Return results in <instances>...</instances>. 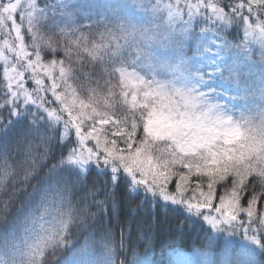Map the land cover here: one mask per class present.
<instances>
[{
    "label": "snow or ice",
    "instance_id": "1",
    "mask_svg": "<svg viewBox=\"0 0 264 264\" xmlns=\"http://www.w3.org/2000/svg\"><path fill=\"white\" fill-rule=\"evenodd\" d=\"M0 264H264V0H0Z\"/></svg>",
    "mask_w": 264,
    "mask_h": 264
},
{
    "label": "trees",
    "instance_id": "2",
    "mask_svg": "<svg viewBox=\"0 0 264 264\" xmlns=\"http://www.w3.org/2000/svg\"><path fill=\"white\" fill-rule=\"evenodd\" d=\"M163 245H161L156 252V259L158 261H163L165 259L164 253H163Z\"/></svg>",
    "mask_w": 264,
    "mask_h": 264
}]
</instances>
